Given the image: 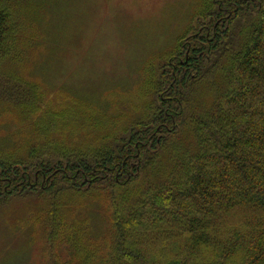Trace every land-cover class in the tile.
Returning a JSON list of instances; mask_svg holds the SVG:
<instances>
[{
	"label": "trees",
	"instance_id": "obj_1",
	"mask_svg": "<svg viewBox=\"0 0 264 264\" xmlns=\"http://www.w3.org/2000/svg\"><path fill=\"white\" fill-rule=\"evenodd\" d=\"M48 8L0 0V209L42 206L45 264H264V0H195L111 117L27 74Z\"/></svg>",
	"mask_w": 264,
	"mask_h": 264
},
{
	"label": "rangeland",
	"instance_id": "obj_2",
	"mask_svg": "<svg viewBox=\"0 0 264 264\" xmlns=\"http://www.w3.org/2000/svg\"><path fill=\"white\" fill-rule=\"evenodd\" d=\"M194 1L49 0V48L37 45L27 74L47 78L49 96L66 99L72 109L82 102L97 104L102 115L111 117L117 104L136 105V98L127 97V92L141 78L139 69L148 57L170 50ZM33 7L20 5L22 10ZM0 127L4 133V126ZM104 199L97 196L92 211V200L87 201L79 218L91 212L104 215ZM42 210L35 200L20 199L0 209V264L46 263L44 231L39 226ZM92 224L97 234L89 240L96 242L98 232L107 230V222L95 216Z\"/></svg>",
	"mask_w": 264,
	"mask_h": 264
}]
</instances>
